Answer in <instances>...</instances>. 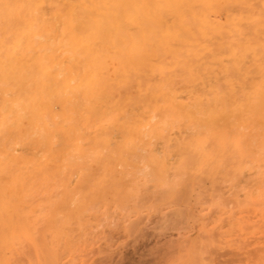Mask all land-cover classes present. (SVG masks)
<instances>
[{"label": "bare ground", "instance_id": "6f19581e", "mask_svg": "<svg viewBox=\"0 0 264 264\" xmlns=\"http://www.w3.org/2000/svg\"><path fill=\"white\" fill-rule=\"evenodd\" d=\"M171 128L199 150L183 165L264 153V0H0L9 193L62 192L87 209L82 197H112L126 172L108 166L112 154L60 147L67 135Z\"/></svg>", "mask_w": 264, "mask_h": 264}, {"label": "rangeland", "instance_id": "374dc122", "mask_svg": "<svg viewBox=\"0 0 264 264\" xmlns=\"http://www.w3.org/2000/svg\"><path fill=\"white\" fill-rule=\"evenodd\" d=\"M76 136L59 146L112 154L124 185L106 199L82 197L84 209L72 205L77 196L9 193L0 180V264H264V153L183 165L199 153L183 129ZM134 150L137 164L124 163ZM99 167L73 169L70 180Z\"/></svg>", "mask_w": 264, "mask_h": 264}]
</instances>
